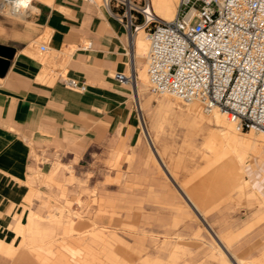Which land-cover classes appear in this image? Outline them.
<instances>
[{
	"label": "rangeland",
	"instance_id": "374dc122",
	"mask_svg": "<svg viewBox=\"0 0 264 264\" xmlns=\"http://www.w3.org/2000/svg\"><path fill=\"white\" fill-rule=\"evenodd\" d=\"M93 2L101 21H111L126 30L102 0ZM137 2L142 4L143 0ZM134 15L137 30L148 37L154 22L144 26L143 13ZM85 39L81 40L84 44ZM64 48L60 49L58 69L46 68L57 79L67 73L60 70L76 45ZM131 50L128 43L129 60L120 71L128 72ZM145 54L135 58V67L144 80L138 86V99L147 107L142 111L136 107L134 126L119 130L115 137L108 134L100 144L85 147L83 135L75 134L65 142L53 143L49 152L32 153L33 163L24 180L26 194L9 210L6 240L17 245L14 256L4 254L10 264H51L61 253L78 264L82 257L92 264H232L229 252L239 256L240 264H264V202L261 204L253 191L264 196L258 191L260 181L240 186L236 177L232 184V176L240 169L230 147L218 157L223 141L210 119L211 111H205L201 103V116L194 121L187 114L188 102L170 93L152 92L145 73ZM125 86L132 96L133 86ZM166 96L173 98L172 107L159 104ZM226 129L231 135L251 130L238 131L231 121ZM245 136L256 138L258 146L239 147L243 153L242 177L249 179L245 168L258 171L260 176L264 173V134ZM117 152L123 154L119 161L114 160ZM160 159L176 180L191 190L205 219L189 208ZM19 217L25 222L33 217L40 226H46L42 237L15 235L11 225ZM28 233L35 236L32 231Z\"/></svg>",
	"mask_w": 264,
	"mask_h": 264
},
{
	"label": "crops",
	"instance_id": "0c3cea01",
	"mask_svg": "<svg viewBox=\"0 0 264 264\" xmlns=\"http://www.w3.org/2000/svg\"><path fill=\"white\" fill-rule=\"evenodd\" d=\"M30 2L34 10L26 11L28 13L23 17L0 13V44L14 48L4 74L0 75V264L11 263L4 254L12 257L17 252L13 240H6L9 235V210L13 203L26 194L24 180L33 163L32 153L49 152L54 148L53 143L65 142L75 134L83 135L85 147L91 143L100 144L107 140L108 134L115 137L119 130L134 126L136 107L140 111L147 107L146 102L138 99V86L144 82L143 79L137 78L131 88V96L126 83L119 82L109 73L113 68L123 69L125 61L129 60V54L126 53L128 43L132 47L129 52L134 66L135 58L142 56L136 52L137 29L131 36L127 28L122 31L121 26L111 21H101L97 6L89 0ZM44 36L45 39L42 38ZM83 38H87L85 40L90 43L89 47H84ZM73 44L76 49L60 71L85 79L87 84L83 91L68 87L46 71V68L56 71L61 47ZM172 99L166 96L159 100V104L172 107ZM187 114L195 121L201 116V106L195 108L188 103ZM210 119L218 126V135L223 141L218 153L220 157L227 151L222 137L227 129L216 122L211 114ZM147 140L151 144L154 142L149 135ZM154 151L159 155L156 147ZM120 155L123 154L117 152L114 160H121ZM233 156L238 165L234 152ZM160 160V165L167 170V176L174 182L189 208L205 219L204 210L199 208L198 201L189 192L191 190L179 183L168 165ZM245 170L254 185L260 181L258 191L264 192V173L260 176L254 169ZM234 175L231 180L233 185ZM240 183L242 186V181ZM253 191L260 197L262 204L264 196ZM262 210L264 214V208ZM257 211H254L256 216ZM11 227L15 235L31 239L39 235L42 237L40 233L46 230V226H40L33 217H28L27 222L19 217ZM213 236L226 251V246L214 231ZM79 260L80 264H92L87 257ZM229 261L235 264L232 258ZM51 264L78 263L70 262L66 254L61 253Z\"/></svg>",
	"mask_w": 264,
	"mask_h": 264
},
{
	"label": "built area",
	"instance_id": "2783aa9c",
	"mask_svg": "<svg viewBox=\"0 0 264 264\" xmlns=\"http://www.w3.org/2000/svg\"><path fill=\"white\" fill-rule=\"evenodd\" d=\"M102 1L130 34L138 26L134 12L143 13L144 26L154 22L145 54L152 92L199 100L205 111L216 107L238 131L264 130V0H180L172 18L157 21L145 15L147 0ZM22 8L21 0H0L1 14L14 16ZM132 67L130 62L128 72L115 70L112 77L132 85ZM59 79L75 90L86 88L85 79L67 73Z\"/></svg>",
	"mask_w": 264,
	"mask_h": 264
},
{
	"label": "bare ground",
	"instance_id": "6f19581e",
	"mask_svg": "<svg viewBox=\"0 0 264 264\" xmlns=\"http://www.w3.org/2000/svg\"><path fill=\"white\" fill-rule=\"evenodd\" d=\"M30 1L31 0H21V4H22L23 8L21 9V11L19 13L15 14V15L23 17L25 13H28L26 11L32 10V9L34 10V6L32 5V3ZM176 1L177 0H147V5L145 6V8H146V10L148 11L149 14L145 13V15L146 16H151V17H158V18H161V19L168 20V19L171 18V16L174 13ZM137 28H138V26L136 27V29ZM133 33H134V31H132L130 35L132 36ZM147 38L148 37L146 36L145 33H143L142 31H138V33L136 35V39H135V45H136L137 54L143 55L144 51L146 53L147 48H148V43H146V39ZM64 50H66V49L64 48ZM131 63L134 66V63L132 61H131ZM132 70H134V72H135V82H136L137 78L142 79V74L141 73H139V74L136 73V71L138 69L136 70L135 66L132 67ZM43 71L44 70H42V72ZM46 71H47V69H46ZM134 85H135V83H133L131 86H134ZM165 93L169 94L170 92H165ZM170 94L177 98V96L174 93H170ZM188 103H190L192 106H195V108H200V106H201V102L199 100H191ZM210 111H211V113H210L211 116L215 119L216 122H218V123L221 122L222 125H224L225 127L228 124V122L230 123V120L227 118L225 113L223 111H221L220 109H218L216 107H213V108H211L209 110V112ZM247 132H249V131H247ZM247 134H251V136H254L256 134H264V130L261 129V128H252L250 130V133H246L245 132L244 135H238V134L231 135V131L227 130L222 135L226 146L231 148L230 149L231 152L235 153L236 159L239 162L237 167L240 169V171L238 170L239 172L237 171V173L235 171V175H236L237 178L241 179L243 185H249L250 182L252 181V179L250 180V179H246V178L242 177L243 164H242L241 161L243 159V153H242V151L239 150V147L248 148V147L255 146L254 149L258 147L257 145H255L256 138H248V137L245 136ZM122 156L123 155H120L119 158L120 159L123 158ZM230 256H231L232 260L236 264H240L241 263V259L237 255L230 253Z\"/></svg>",
	"mask_w": 264,
	"mask_h": 264
},
{
	"label": "water",
	"instance_id": "95a60500",
	"mask_svg": "<svg viewBox=\"0 0 264 264\" xmlns=\"http://www.w3.org/2000/svg\"><path fill=\"white\" fill-rule=\"evenodd\" d=\"M13 53L14 48L0 44V75L4 74Z\"/></svg>",
	"mask_w": 264,
	"mask_h": 264
}]
</instances>
